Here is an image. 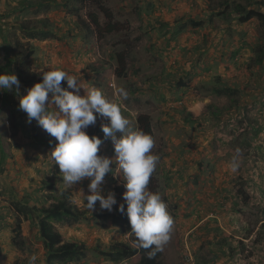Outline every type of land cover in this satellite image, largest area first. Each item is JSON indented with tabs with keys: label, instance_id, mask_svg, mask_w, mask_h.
<instances>
[{
	"label": "rangeland",
	"instance_id": "obj_1",
	"mask_svg": "<svg viewBox=\"0 0 264 264\" xmlns=\"http://www.w3.org/2000/svg\"><path fill=\"white\" fill-rule=\"evenodd\" d=\"M23 1L17 0V6L5 12L0 10L4 20L0 28L10 21L0 41L17 39L23 49H31L27 60L31 71L61 69L76 77L83 88L95 86L119 104L132 128L137 115H149L155 141L152 154L159 156L153 172L155 192L173 219L170 239L161 248L164 261L264 264V63L255 64L256 51L264 46V19L238 22L249 9L264 15V0H101L123 29L99 40L84 28L86 14L98 12L91 0H47V11L37 14L35 7L21 5ZM233 5L243 8L241 14ZM98 18L101 24L105 22L102 14ZM155 18L170 23L169 32L148 24ZM42 19L48 20L52 39L28 40L17 30L22 22L34 27ZM195 29L199 33L194 34ZM179 32L187 37L172 39ZM117 51L127 54V74L120 79L113 75ZM6 53L0 54V74H12L13 59ZM219 86L230 88L231 98L213 95L212 89ZM118 87L127 90L126 100L117 95ZM26 94L21 87L0 90V219L9 217L0 223V264H28L31 255H37V264H45L47 255L27 223L23 224L25 233L21 229L22 247L12 245L15 215L9 211L10 202L42 206L41 183L48 177L40 168L53 162L50 152L36 150L28 137L34 127L44 130L35 120L29 123L19 108V96ZM188 117L191 125L185 122ZM102 123L107 119L98 116L86 131L101 139L98 155L113 160L101 195L114 193L119 205L124 203L123 174L111 139L95 131ZM23 140L27 141L24 145ZM234 157L238 167L232 171ZM58 179L52 181L60 191L62 178ZM89 183L85 180L77 188L88 194ZM4 193L8 196L3 197ZM79 209L86 212L85 218L72 226L56 223L55 229L64 241L79 236L86 242V264H112L95 247L127 240L109 219L96 218L113 209L102 210L99 202L94 210L85 202Z\"/></svg>",
	"mask_w": 264,
	"mask_h": 264
},
{
	"label": "clouds",
	"instance_id": "obj_2",
	"mask_svg": "<svg viewBox=\"0 0 264 264\" xmlns=\"http://www.w3.org/2000/svg\"><path fill=\"white\" fill-rule=\"evenodd\" d=\"M41 71L42 82L34 84L26 95L19 96V108L27 114L29 123L35 120L55 138L50 156L58 165L66 190L88 178V194L83 189L78 192L89 210H94L96 202L100 209L109 212L117 205L114 193L110 192L106 197L101 195V185L106 174L112 171L109 166L113 160L98 155L102 141L95 135L90 137L86 131L96 124L98 116L106 118L107 123H102L100 130L105 138L111 139L125 188L124 203L117 205V211L126 214L131 233L136 237L134 244L144 249L153 246L161 249L170 239L173 219L161 195L148 188L159 161V156L152 154L153 137L142 129H133L130 120L122 115L119 104L108 100L95 86L85 89L78 85L76 77L61 69ZM61 81H66L73 91L62 89ZM19 87L15 74H0V90L15 88L18 91ZM81 89L84 90L82 96L79 94ZM116 92L121 99L128 98L126 89L118 87ZM2 120L3 114H0V122ZM237 167L234 157L232 171ZM37 261V255L28 258V264H37Z\"/></svg>",
	"mask_w": 264,
	"mask_h": 264
},
{
	"label": "trees",
	"instance_id": "obj_3",
	"mask_svg": "<svg viewBox=\"0 0 264 264\" xmlns=\"http://www.w3.org/2000/svg\"><path fill=\"white\" fill-rule=\"evenodd\" d=\"M46 1L47 0H40L39 2H27L24 0L23 2H20V4L25 6V8L35 7L36 10L34 12L37 14L41 10H43L44 13L47 11ZM91 1L94 7L97 8L98 12L90 11L86 14L84 28H87L88 31H90L92 34H95L97 40L102 39L104 34L117 33L119 29H123L121 27L122 24L113 21L111 12L102 5L101 0ZM225 4L228 3L225 2L223 5ZM233 7L239 14H241L243 8L240 5H233ZM77 12L78 9H75V13ZM98 13L103 15L105 22L102 24L99 21ZM253 18L263 20L264 15L255 9H249L244 13V15H240L238 22L245 23ZM150 24H155V26L159 28L160 31H166L165 29L167 28V24L159 19L155 18L154 22ZM17 30L21 31L23 35H26L28 40L45 41L47 39L53 38L52 31L48 29L47 19H42V21L35 22L34 27H30V23L28 22H22V25H19ZM69 30L71 29L69 28ZM7 43V52L9 54L11 53L13 59V68L11 72L17 76L21 89L23 91H27L34 84L42 82V71H31L28 65L27 60L32 56L33 51L31 49L28 50L27 47L23 49V45L17 39L10 40ZM263 49L264 46L262 45L258 49V52L256 51L257 56L255 59V64L258 66H261L264 63ZM259 53L263 54L259 55ZM114 59L116 67L113 71V75L117 79L126 77L127 54L125 51L115 52ZM217 80L220 81L221 79L217 78ZM60 86L62 89L68 91L66 81H61ZM177 86L181 87V90L185 89L182 88L179 82ZM212 90V93L215 96H225L227 98H231L232 90L228 87L219 86ZM185 122L189 125L192 123L189 117L185 120ZM135 123L136 127H133V129H142L144 132L150 134L154 139L149 115H137L135 118ZM100 125H98L95 131L104 136L100 130ZM28 137L34 148L43 153L46 151L51 152L56 143L54 137H51L45 131H37V128L35 127L32 129V131H30V135H28ZM49 141H52V143L50 144ZM47 177L48 178L44 179V181L41 183L44 195L41 197L39 202L42 204V206L28 207L22 205L20 206L16 201L10 202V208L15 215V222L13 226L14 238L12 245L22 247L23 241H21L20 238V224L23 221L29 220L31 217L33 221L35 220L37 222L39 239L41 240L44 249L47 251L45 264H79L81 262L86 264L87 262L85 260L89 254V249L87 248L86 242L64 241L62 235L55 229L56 223H63L67 226L77 224L79 220L86 217V212L81 211L76 205L72 204L70 201L71 194L69 192L65 190L57 191L55 183L52 181V178H55L54 175H48ZM148 188L152 192H155L157 188L153 178V173L151 175ZM96 218L102 220L109 219L112 226L119 228V230L122 232L121 234L127 235V240L124 242H111L108 245L100 244L95 247V252L100 254L105 260L112 264H167L163 259L162 249L157 250L155 246L149 249H144L134 244L136 237L133 233H131V227L128 222V218L126 214H122L121 212L117 211V206L113 208L111 213L97 215Z\"/></svg>",
	"mask_w": 264,
	"mask_h": 264
},
{
	"label": "crops",
	"instance_id": "obj_4",
	"mask_svg": "<svg viewBox=\"0 0 264 264\" xmlns=\"http://www.w3.org/2000/svg\"><path fill=\"white\" fill-rule=\"evenodd\" d=\"M12 6H17V0H0V10H4V12H5V10L6 9H11V7ZM10 21L8 20L7 22H6V25H5V27L3 26V25H1V28H0V30H2V32L0 33V34H2L3 35V32H5V31H7V29H8V23H9ZM0 23H4V20H2V19H0ZM150 23H152V20L150 21H148V24H150ZM164 23H166L167 24V28L165 29V30H167L168 32H169V28H170V23H168V22H164ZM172 30V29H171ZM167 32V33H168ZM209 33L210 32V28L208 29V31H204V33ZM196 33H199V31L198 30H194V34H196ZM182 33L181 32H179V33H175V35L173 36V38L172 39H175L176 37V39L175 40H180L181 38H186L187 36H185V37H183V35H181ZM167 36V35H166ZM166 36L165 37H163V38H166ZM207 36V35H206ZM162 38V39H163ZM2 41H4V43H2L1 41H0V45H4L3 47H4V51L3 52H0V54L1 55H7V45H6V43H5V41H6V37H3L2 39H1ZM185 41H187V39L185 40ZM6 131H8L7 129H6ZM18 140H19V137H17V138H15L14 139V142H18ZM22 142V144L24 145V143L25 142H27V141H21ZM0 152H1V145H0ZM105 157H107V156H105ZM41 169V173L44 175V176H48V175H54L55 177H56V179H58V178H60V179H58V180H61V178L62 177H59L60 176V170H59V168H58V165H56L54 162H48L46 165H45V167H42V168H40ZM109 177H110V175H108ZM86 180V183H88L89 181H90V179H88V178H86V179H84V180H82L81 182H79L78 184H82L83 183V181H85ZM61 182V181H60ZM56 184H58V183H56ZM78 184H75V186H73V188L72 189H69V190H66V187H65V184L63 183V180H62V182L60 183V186H61V189L62 190H65V191H67V192H69V193H71L73 196H72V202L75 204V205H77V207L79 208L80 206H82V203H84V200H83V202L82 201H80L79 202V200H80V195H79V190H81V189H79V188H77V186H78ZM58 188V187H57ZM4 196H8V194H6V193H4L3 194V197ZM82 198V197H81ZM13 201V200H12ZM14 202V201H13ZM9 211H11V213H13V211L11 210V208H9ZM9 220V217L7 218V217H4V218H1L0 219V223H2V222H5L6 220ZM24 223H22V226H21V229L23 230V232L25 233V228H23V226L27 223L28 225H32L33 226V228L35 229V231L36 232H34V234H36V236H37V239L38 240H40L39 239V236H38V226H37V222L34 220H32V218L30 217V219L29 220H27V221H23ZM24 224V225H23ZM61 234V233H60ZM76 239L77 240H80L81 242H84V240L82 239V238H80L79 236L78 237H76ZM76 239H73L72 241H75ZM66 241H70V240H66ZM40 242H41V240H40ZM1 244V243H0ZM41 244H42V242H41ZM1 250V249H0Z\"/></svg>",
	"mask_w": 264,
	"mask_h": 264
}]
</instances>
